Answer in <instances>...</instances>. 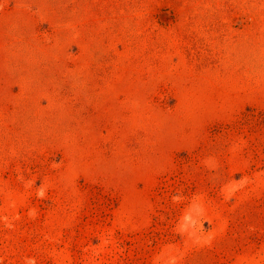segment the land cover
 I'll return each instance as SVG.
<instances>
[{"label":"rangeland","instance_id":"rangeland-1","mask_svg":"<svg viewBox=\"0 0 264 264\" xmlns=\"http://www.w3.org/2000/svg\"><path fill=\"white\" fill-rule=\"evenodd\" d=\"M0 264H264V0H0Z\"/></svg>","mask_w":264,"mask_h":264}]
</instances>
